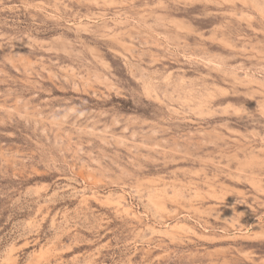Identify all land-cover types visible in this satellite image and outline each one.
Wrapping results in <instances>:
<instances>
[{
  "label": "rangeland",
  "instance_id": "374dc122",
  "mask_svg": "<svg viewBox=\"0 0 264 264\" xmlns=\"http://www.w3.org/2000/svg\"><path fill=\"white\" fill-rule=\"evenodd\" d=\"M0 264H264V0H0Z\"/></svg>",
  "mask_w": 264,
  "mask_h": 264
}]
</instances>
